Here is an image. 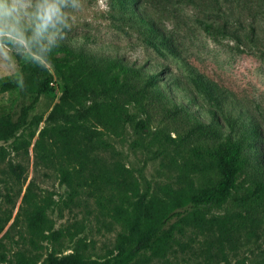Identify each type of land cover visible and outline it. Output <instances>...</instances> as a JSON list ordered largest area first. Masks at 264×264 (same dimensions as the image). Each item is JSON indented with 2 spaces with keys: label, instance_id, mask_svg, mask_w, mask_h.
Wrapping results in <instances>:
<instances>
[{
  "label": "rangeland",
  "instance_id": "rangeland-1",
  "mask_svg": "<svg viewBox=\"0 0 264 264\" xmlns=\"http://www.w3.org/2000/svg\"><path fill=\"white\" fill-rule=\"evenodd\" d=\"M0 25L10 35L30 29L44 42L158 73L168 97L189 105L201 120H207L213 101L193 78L211 79L227 101L235 99L254 119L264 164V0H0ZM15 51L0 42V119H16L34 97L31 78L22 70L34 56L25 49L17 57ZM62 90L55 77L53 89L39 95L27 119L38 114L40 127L47 125ZM131 92L100 86L84 96L79 114L87 117V126L104 120L96 123L100 133L94 147L88 146L89 156L104 169L128 168L144 201L179 187L208 197L218 181L208 141L191 134L188 117L153 91ZM53 125L61 135L65 125L59 120ZM37 134L28 152L7 147L1 164L0 264H14L20 253L39 264L114 263L120 249V264H264V198L239 200L247 192L248 173L241 174L231 196L215 200L202 216L176 221L175 240L164 254L147 250L130 257L133 243H118L121 225L98 192L72 184V170L36 158Z\"/></svg>",
  "mask_w": 264,
  "mask_h": 264
},
{
  "label": "trees",
  "instance_id": "trees-1",
  "mask_svg": "<svg viewBox=\"0 0 264 264\" xmlns=\"http://www.w3.org/2000/svg\"><path fill=\"white\" fill-rule=\"evenodd\" d=\"M0 42L15 48L17 57L25 49L34 56L33 62L22 66L24 75L31 78L32 83L28 87L34 93L33 99L21 107L16 119H0V142L6 143V146L0 145V171H3L1 164L6 159L7 147L28 152L38 131L33 145L36 158L45 165L57 163L62 171L72 170V184L88 186L98 192L108 203L107 211L111 217L121 225L118 243L122 246L133 243L130 257L147 250L155 255L164 254L175 240V222L191 214L200 217L215 200L231 196L238 188L243 172L249 174L250 181L247 192L240 196L242 204L247 200L264 198V164L259 157L257 124L235 99L227 101L228 95L220 92L211 79L204 76L193 78L195 87L202 88L207 98L213 101L212 107H207V120H201L189 105H181L168 97L157 82L158 73L117 57L95 54L52 40L44 42L30 29L10 35L3 31L1 25ZM55 77L63 84V90L45 118L47 125L40 127L42 117L37 114L28 120V111L40 94L53 89ZM165 83H162L164 88ZM100 86L106 90L123 87L127 94H132L131 88L141 93L153 91L172 104L175 111L185 114L191 122L190 133L200 135L209 143V164L218 177L214 191L208 197L200 198L184 188H170L163 196L144 201L137 197V183L128 168L100 167L89 156L88 146L94 147V140L100 133L96 123L104 124V120L98 117L96 120L99 122L89 128L87 117L79 114L86 105L84 96L94 93ZM192 100L196 101L195 98ZM57 120L65 125L61 135L58 131L61 128L53 125ZM7 163L8 168L15 172L14 164L9 160ZM103 205L106 206L105 203ZM121 254L120 249L114 263L108 259H90L83 264H120ZM14 264L39 263L20 253Z\"/></svg>",
  "mask_w": 264,
  "mask_h": 264
},
{
  "label": "clouds",
  "instance_id": "clouds-1",
  "mask_svg": "<svg viewBox=\"0 0 264 264\" xmlns=\"http://www.w3.org/2000/svg\"><path fill=\"white\" fill-rule=\"evenodd\" d=\"M14 11H15V7L11 8V9H5L4 15L10 16L12 14V12H14Z\"/></svg>",
  "mask_w": 264,
  "mask_h": 264
}]
</instances>
